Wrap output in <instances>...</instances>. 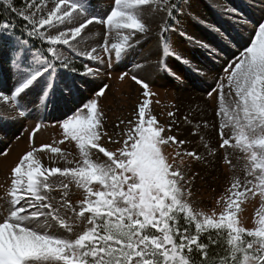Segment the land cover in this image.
<instances>
[{"label":"snow or ice","instance_id":"1","mask_svg":"<svg viewBox=\"0 0 264 264\" xmlns=\"http://www.w3.org/2000/svg\"><path fill=\"white\" fill-rule=\"evenodd\" d=\"M216 3L210 19L193 0H0V132L36 122L0 196V264H264V205L252 228L238 215L249 196L264 200V0ZM121 67L140 96L110 133L102 77ZM154 74L177 89L211 79V117L180 119L173 104L160 122ZM48 120L62 138L37 145ZM236 152L245 176L219 211L201 209L200 170L234 172Z\"/></svg>","mask_w":264,"mask_h":264},{"label":"rangeland","instance_id":"2","mask_svg":"<svg viewBox=\"0 0 264 264\" xmlns=\"http://www.w3.org/2000/svg\"><path fill=\"white\" fill-rule=\"evenodd\" d=\"M228 3L231 6L241 7L242 0H228ZM209 5H212L210 7ZM217 7L216 0H193L192 11L194 13H199L202 16H206L210 19L216 18V13L213 11V8ZM155 27V26H154ZM154 41L146 42L143 49H138V51H144L145 49L152 46ZM123 68H116L110 73L109 76L102 77L103 82L110 86V91L107 93V97L102 98L101 105L104 109V112L107 117V128L111 133L113 125L119 122V119L129 120L134 118V107L136 106L140 91L139 88L129 79L120 81L118 76ZM151 82V88L156 96L153 98L152 103V112L157 115L158 120L162 123L168 120L167 112L170 110H175L172 108L173 104H177L179 111L177 116L183 118V108L184 105L195 107V101L193 100L195 96L193 94H186L193 88H196V91L202 98V109L207 108L208 118L211 117L212 108L211 101L208 102V105L205 104L207 99L205 89L208 87V84H211V79L208 80L207 84L200 83L199 81L194 82L193 84L187 85L183 89H177L174 86V82L165 77L162 74H154L149 77ZM158 101V103H157ZM183 102V103H182ZM195 104V105H193ZM187 114V113H186ZM55 115H60V113H55ZM210 116V117H209ZM35 121L25 122L24 128L17 126L16 128L8 129L4 132H0V152H7L9 155L7 157L0 156V190L3 185H6V174L8 165L12 164L18 159V157L23 153L26 148V137L28 129L33 127ZM54 120L44 121L40 131L36 134L35 142L37 145L48 143L51 144L55 141H58L62 138V133L55 127ZM124 126L121 125V128ZM120 131V129H116ZM178 135H185L186 133L182 131L181 128L175 130ZM66 153L71 152L72 158L76 156L77 150L74 147V143L70 144L67 141L63 145H59ZM166 153H174V146H168L165 149ZM14 153L12 159L8 157ZM12 156V155H11ZM8 159V160H7ZM231 159L236 165L235 171L233 172L228 165H221L216 168H211L206 171L200 170V175L196 177L193 193L194 200L198 207L203 210L211 211L213 209L219 211V206L216 204V201L222 196L227 194V188L229 187L231 178L233 175L239 176L241 179L246 174V161L242 158V154L236 152L232 155ZM43 162L48 166H63V161L58 159L50 160L47 156L43 158ZM199 170V169H197ZM5 191V189H4ZM4 191H0V196L4 195ZM77 190L74 189V196ZM264 205V200L259 196H249L243 203H241V208L238 213L239 218L243 226L247 228H252L255 225L256 212L260 210L261 206Z\"/></svg>","mask_w":264,"mask_h":264},{"label":"bare ground","instance_id":"3","mask_svg":"<svg viewBox=\"0 0 264 264\" xmlns=\"http://www.w3.org/2000/svg\"><path fill=\"white\" fill-rule=\"evenodd\" d=\"M204 2H206V0H203ZM186 94H188V95H190V94H193V96H195L194 97V101H195V104H196V106L195 107H190V106H185V104H183L184 105V108H183V113L184 114H186V113H188V110L190 109V108H192V109H197V110H200V108L202 107V98H201V94L199 95V93L196 91V88H193V89H191L190 91H189V93H186ZM108 96V95H107ZM106 96V97H107ZM183 103V102H182ZM195 104H193V105H195ZM202 109H204V107L202 108ZM210 117V116H209ZM12 155V156H11ZM8 158L9 159H12V157L14 156V153L13 154H11ZM8 160V159H7Z\"/></svg>","mask_w":264,"mask_h":264},{"label":"trees","instance_id":"4","mask_svg":"<svg viewBox=\"0 0 264 264\" xmlns=\"http://www.w3.org/2000/svg\"><path fill=\"white\" fill-rule=\"evenodd\" d=\"M15 3L17 4V6L20 5V0H15Z\"/></svg>","mask_w":264,"mask_h":264}]
</instances>
